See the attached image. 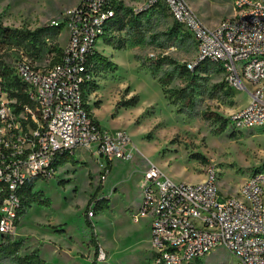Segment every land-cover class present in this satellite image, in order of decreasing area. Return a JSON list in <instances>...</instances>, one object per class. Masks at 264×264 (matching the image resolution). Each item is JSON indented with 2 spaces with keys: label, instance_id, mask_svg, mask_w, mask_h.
<instances>
[{
  "label": "rangeland",
  "instance_id": "rangeland-1",
  "mask_svg": "<svg viewBox=\"0 0 264 264\" xmlns=\"http://www.w3.org/2000/svg\"><path fill=\"white\" fill-rule=\"evenodd\" d=\"M78 1L0 0V23L35 31L62 23ZM187 1L210 27L234 12L232 0ZM124 17L125 27L115 25L111 42L98 48L118 69L110 76L113 71L99 64L96 74L104 81L105 96L126 82L152 101L133 124L110 114L107 106L100 111L103 129H121L131 136L132 158L107 160L92 153L91 145L62 157L53 177L38 179L31 193L24 192L16 232L3 240L0 235L3 242L23 243L18 255L37 249L51 264H92L96 248L90 220L106 253V259L96 257V264H153L151 218L135 219L143 203V174L151 164L177 183L201 182L208 169H216L222 198L236 194L255 170L264 168V126L234 130L228 121L233 110L248 103V93L230 89L213 63L205 62L195 71L186 69L197 55V45L166 7L155 6L137 18L126 12ZM62 25L59 32H49L53 36L41 48L0 46V61L11 65L23 51L41 67L55 64L67 43L68 31ZM138 32L143 34L141 40L135 39ZM173 70L174 79L163 86L160 78ZM109 165L112 169L107 171ZM13 262L11 257L0 258V264ZM199 262L234 264L235 257L218 247Z\"/></svg>",
  "mask_w": 264,
  "mask_h": 264
},
{
  "label": "built area",
  "instance_id": "built-area-1",
  "mask_svg": "<svg viewBox=\"0 0 264 264\" xmlns=\"http://www.w3.org/2000/svg\"><path fill=\"white\" fill-rule=\"evenodd\" d=\"M232 3L233 14L210 27L187 0H79L61 21L68 37L55 64L41 67L19 51L8 66L29 101L13 95L20 89L0 75V193H6L0 233L16 232L20 190L35 177H53L58 161L71 151L91 145L92 153L107 160L132 158L131 136L103 129L84 97L85 85L96 79L98 45L113 35L117 13L166 7L196 42L197 55L187 69L213 63L230 89L248 93V103L229 115L233 129L264 126V0ZM218 180L213 168L193 184L177 183L155 164L144 171L135 219L151 218L153 264H196L218 247L234 255V264H264V168L223 198ZM99 254L106 259L103 249Z\"/></svg>",
  "mask_w": 264,
  "mask_h": 264
},
{
  "label": "trees",
  "instance_id": "trees-1",
  "mask_svg": "<svg viewBox=\"0 0 264 264\" xmlns=\"http://www.w3.org/2000/svg\"><path fill=\"white\" fill-rule=\"evenodd\" d=\"M141 15V14H138ZM138 15H136V18L138 17ZM125 14L120 15L119 13H117L115 15V17L112 19V24L113 27L115 25H119V28L122 30L125 27L126 21H125ZM63 25L62 23L58 24V25H48L45 26L43 28H39L35 31H30L27 29H18V28H12V27H8L3 25L2 23H0V46H9V48L15 47L17 45H33V46H39V48H41L43 46V44L46 42L47 38H51L53 35H48L49 32L52 31H57L59 32L62 29ZM113 31V28H112ZM112 36L113 35H108L105 37V42L106 44L110 43L112 40ZM137 36L135 39L141 40L143 38V34L142 33H137ZM121 48V47H120ZM62 53V49L60 50V55ZM60 55H59V59H60ZM58 59V60H59ZM94 61L98 67L99 64H103L105 65L106 68H109L111 71H116L118 69V64L115 63L114 61H112L111 59H109L108 57H106L105 55H102L101 53H98L95 58ZM186 67V65H185ZM187 69V67H186ZM188 70V69H187ZM0 75L6 78H9L8 81V86H16L20 89L19 93H15L12 92L13 95H17L20 97V99L23 102H28L29 99L28 97L24 94L23 91V87L21 86V83L19 82L18 79H13L14 75L12 74V70L10 69V66H8L5 62H1L0 61ZM168 77H161L160 78V83L165 86L167 85L171 80L174 79L175 76V70L171 71L168 73L167 75ZM90 83H88L87 85H85L84 87V97H85V89L86 87L89 86ZM181 92V90H174L173 93L174 94H179ZM168 92L166 91V98L168 100ZM180 98V97H177ZM139 101V96L135 95L133 96L130 100H128L125 105L129 106V105H135L137 104ZM89 109L90 106H89ZM229 121V119H228ZM226 123V121H225ZM111 165L108 166L107 170L110 171ZM40 179L38 177H35L33 179H31L30 181H28V183L20 190V195L22 198V208H23V200H24V192L27 191L29 193L32 192L35 182ZM6 195V193H0V204L4 198V196ZM94 200L90 201V204H92ZM23 211L21 209L20 211V215H22ZM89 225L92 227V239H91V243L94 245V247L96 248V255L95 258L92 262V264H96L97 263V259L96 257L99 255L100 253V245L98 243V237L97 234L95 232V229L93 227L92 222L89 220ZM57 231L59 232H63L62 229H57ZM1 235V240H3L4 238L9 237L8 235ZM0 240V258H8L11 257L14 262L13 264H51L46 262L38 253V250L35 249L34 251H32L30 254L28 255H18V252L22 246V242L18 241V242H13L9 239H6L4 242ZM196 264H200L199 261H197Z\"/></svg>",
  "mask_w": 264,
  "mask_h": 264
},
{
  "label": "crops",
  "instance_id": "crops-1",
  "mask_svg": "<svg viewBox=\"0 0 264 264\" xmlns=\"http://www.w3.org/2000/svg\"><path fill=\"white\" fill-rule=\"evenodd\" d=\"M99 45L98 48L101 49L103 43L101 42ZM101 53L103 54V51H101ZM113 75L114 72H112L110 76ZM103 83L104 81L99 80L96 74V79L85 89V101L88 106H90L93 116L100 125L103 124V120L100 118L99 114L105 106H107L110 114H113L117 118H123L130 124H133L136 119L141 116L145 106L152 104V101L149 102V100L143 99L141 93L136 94L137 90L132 88V86L126 82H122V86L117 88L114 93L105 96V86ZM135 95L139 96L138 103L129 106L125 105V103Z\"/></svg>",
  "mask_w": 264,
  "mask_h": 264
}]
</instances>
